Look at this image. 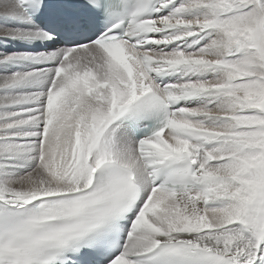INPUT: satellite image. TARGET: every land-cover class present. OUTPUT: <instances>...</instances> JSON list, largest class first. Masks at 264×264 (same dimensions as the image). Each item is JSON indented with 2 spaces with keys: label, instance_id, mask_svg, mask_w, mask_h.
I'll use <instances>...</instances> for the list:
<instances>
[{
  "label": "snow or ice",
  "instance_id": "obj_1",
  "mask_svg": "<svg viewBox=\"0 0 264 264\" xmlns=\"http://www.w3.org/2000/svg\"><path fill=\"white\" fill-rule=\"evenodd\" d=\"M0 264H264V0H0Z\"/></svg>",
  "mask_w": 264,
  "mask_h": 264
}]
</instances>
